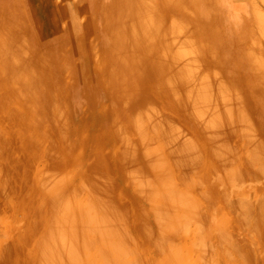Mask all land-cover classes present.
I'll return each instance as SVG.
<instances>
[{
    "label": "rangeland",
    "instance_id": "rangeland-1",
    "mask_svg": "<svg viewBox=\"0 0 264 264\" xmlns=\"http://www.w3.org/2000/svg\"><path fill=\"white\" fill-rule=\"evenodd\" d=\"M184 1L0 0V264H94L100 253V264H126V250L129 264H264V0H201L192 14ZM179 18L220 54L203 41L197 58L200 29L179 46L196 29ZM189 47L202 68L187 55L189 68L172 63ZM173 69L221 88L207 81L208 98L184 100L202 80L175 84Z\"/></svg>",
    "mask_w": 264,
    "mask_h": 264
},
{
    "label": "bare ground",
    "instance_id": "bare-ground-1",
    "mask_svg": "<svg viewBox=\"0 0 264 264\" xmlns=\"http://www.w3.org/2000/svg\"><path fill=\"white\" fill-rule=\"evenodd\" d=\"M166 1H167V2H168V1H169V2L173 1V2H174V0H171V1H170V0H166ZM178 1L180 2V0H178ZM181 1H182V0H181ZM183 1H184V0H183ZM186 1H187V0H186ZM188 1H189V4H188L187 8L190 7V12H191V14H192V12H195V11L199 10V8H200L199 3H200L201 0H188ZM208 1H210V0H207V2H206V0H205L206 4L209 3ZM175 3H177V5H178L177 0H175ZM181 3H182V2H181ZM181 3H179V4H181ZM183 3H186V2L184 1ZM183 3H182V4H183ZM207 5H208V4H207ZM175 6H176V5H175ZM181 6H183V5H181ZM184 6H185V5H184ZM182 9H183V8L181 7V10H182ZM257 9H258V8H257ZM183 10H184V9H183ZM213 10H214V8H213ZM253 10H254V7H253ZM184 11H185V10H184ZM185 12H186V11H185ZM190 12H188V14H189ZM262 12H263V11H262ZM254 13H255V12H254ZM257 13H258V12H257ZM152 14H153V13H152ZM188 14H187V15H188ZM194 14H197V13H194ZM260 14H261V13H260ZM141 16H143V15H139L138 19L141 20V18H142ZM144 16H145L146 18H148L146 15H144ZM163 16L165 17V15H160V18L162 17V20L165 21V19H163V18H164ZM174 16H176V15H174ZM189 16H190V15H189ZM198 16H199V15H198ZM198 16H197V17H198ZM155 17H157V16H154V18H155ZM190 17H191V16H190ZM194 17H195V15H194ZM194 17L192 16L193 19H195V20H197V22H199V19H197L196 17L194 18ZM257 17H258V15H257ZM158 18H159V17H158ZM158 18H157V19L155 18V20H156V21H159V23H160V20H161V19H158ZM175 18H176V20H177L178 17H175ZM198 18H199V17H198ZM262 18H263V17H262ZM144 19H145V18H144ZM170 19H171V18H170ZM179 19H182V21L186 22V24H188V23H192V21H194V22L192 23V25L195 24V28H196V26H198V24H199V23L196 24V23H195V20H193V19H192L191 22H188V21L183 20L184 18H179ZM263 19H264V18H263ZM263 19L260 20V21H263ZM152 20H153V19H152ZM162 20H161V22H162ZM168 20H169V18H168ZM143 21H145V20H143ZM143 21H142V22H143ZM156 21H152V22H154V24H155V23H157ZM164 21L161 23V26L158 25L159 23H158V24H155L156 26H155L154 24H152L153 26H155V27H154V28H155V31H156V29H157L158 26H159L160 28H161L163 25H164V27L167 26V25L163 24ZM169 21H170V20H169ZM169 21H168V22H169ZM136 22H137V21H134V23H136ZM148 22H151V21H149V19H148ZM184 22H183V23H184ZM263 23H264V22H263ZM139 24H140V21H139L138 25H139ZM166 24H167V23H166ZM254 24H255V23H254ZM256 24H257V23H256ZM141 25H142V24H140V26H141ZM143 25H144V24H143ZM152 25H151V27H152ZM188 25H189V24H188ZM182 26H183V24L181 25V28H182ZM172 27H173V26H172ZM172 27H170V28H172ZM183 27H185V25H184ZM190 27L192 28L191 30L189 29L188 26H186V28H185V29H186V32H185V30H184V31L182 30L183 33H184V34L182 33V35H185V33H186V35L188 36L189 32H191L190 35L195 34L194 36H197L196 33H198V30L200 29V30H199V36H198V38L194 37V40L197 39V40H195V41H197V42L193 41L194 43L192 42L193 44H191V41H190V40H193V39H190V40H189V38L192 37L193 35H192V36H189V37H187V36L185 35V37L188 38V39L185 38L186 40L183 38L182 35H180V36H182L181 39H183V40L180 39L181 41H183V45H180V43H179L178 45L184 47V46H185V42H184V41L189 40L190 43L187 42V43H186V44H187L186 47H187V46H190V44H191V47H192V45H194V47H192V50H194V49H195V51L198 50L196 53H200V55L198 54L199 57H197V56H196L197 54L195 55V51H190V50H191V47H189V48H190L189 50H188V49L184 50L183 48L178 49V51L181 50V51H179V53L175 52V51H176L175 49H172L170 52H168V56L170 55V53H172V52L174 53V52H175V54L177 55V59L174 58V60H173V58L171 59V58L169 57L170 60H171V62H172V60L174 61V62H172L174 65H178L180 59H183V57H184V59H185V57L188 56V58H191V59H190L191 61H190L189 59H187V58H186V59H187L188 61L191 62V65H190V63H188V64H189L190 68H193V67H192V64L195 62L194 60L196 59V58H195V59H193V58H194V57H197V58L199 59L200 56L202 55L201 58H200L201 61H202V60L204 59V58H203V57H204V56H203V55H204L203 53H206V52H204V50H203V52H201L203 48H202V46H200V45H204V43H206V45H208V44L210 43V44L208 45V47L210 48V45L213 44V43H212L211 41H209V40H208L209 43H208L207 40H205V39L201 41V39L199 38L200 36H202V32L200 33L201 28H199V29H198V28L194 29L193 26H190ZM253 27H255V26L253 25ZM145 28H146V29H145ZM160 28H159V29H160ZM165 28H166V27H165ZM165 28L163 29V27H162L161 33L159 32V29H157V32H158V33L156 32L157 36L159 35V37H160V36L162 35L163 31L165 32V34L163 33V36H161V37L164 38V37H165L164 35H169L168 33L166 34V31H168L169 28L167 27V30H165ZM173 28H174V27H173ZM181 28H180L179 30H181ZM141 29H142V28H141ZM152 29H153V28H152ZM182 29H183V28H182ZM188 29H189V30H188ZM193 29H194V30H193ZM257 29H258V28H257ZM138 30H140V29H138ZM138 30H137V31H138ZM170 30H171V29H170ZM174 30H176V29H174ZM174 30H173V31H174ZM140 31H143V34H146L147 37H148L149 35L151 36V33H152V31H154V30L151 31L150 28L147 29V26H143V30H140ZM155 31H154V32H155ZM173 31H172V32H173ZM188 31H189V32H188ZM196 31H197V32H196ZM170 32H171V31H170ZM175 32H177V31H175ZM138 33H141V32L138 31ZM180 33H181V31H180ZM160 34H161V35H160ZM170 34H172V33H170ZM200 34H201V35H200ZM170 36H171V35H170ZM172 36H173V35H172ZM212 36H213V35H212ZM143 37H144V35H143ZM152 37H153V36H152ZM173 37H174V36H173ZM155 38H156V36H155ZM178 38H180V37H178ZM192 38H193V37H192ZM144 39L149 40V38H145V37H144ZM153 39H154V37H153ZM198 39H200L199 41H201V44L198 42ZM202 39H203V38H202ZM147 40H145V42H144V44H145V45H144L145 48H148L147 45L150 46V44L146 43ZM155 40H156V39H155ZM155 40H154V41H155ZM143 41H144V40H143ZM150 41H151V40H150ZM154 41H152V42H154ZM157 41H158V42L155 41V42H156V44H155L156 47L159 46V43H160L159 40H157ZM168 41H169V40H168ZM170 41H171V40H170ZM170 41H169V42H170ZM172 41H173V43H171V44H173V45H172V48H173V46H174V47H177V46H178L177 43H178L179 41L176 42L175 39H173ZM174 41H175L176 43H175ZM203 41H204V43H203ZM205 41H206V42H205ZM157 43H158V44H157ZM167 43H168V42H167ZM197 43H198V45H197L198 47L195 45V44H197ZM207 43H208V44H207ZM146 44H147V45H146ZM160 44H162V42H161ZM171 44H170V45H171ZM174 44H176L177 46H175ZM181 44H182V43H181ZM162 45H163V44H162ZM254 45H255V42H254ZM153 46H154V44H153ZM153 46L149 47V48H151V49H149V50L146 49V50H148L149 52H151V51H156L157 48H153ZM164 46L167 47V45H164ZM179 46H178V48H179ZM195 46H196V48H195ZM199 46H200V52H199ZM204 46H205V45H204ZM213 46H214V45H212L211 48H210V49L208 50V52H207L209 55H211L213 51H214V52L216 51L215 47H213ZM206 47H207V46H206ZM206 47L204 48L205 51H206V49H208V48H206ZM162 48H163V46H162ZM162 48L160 47L159 49H162ZM197 48H198V49H197ZM213 48H214V49H213ZM153 49H154V50H153ZM159 49H158V50H159ZM168 49H169V48H168ZM211 49H213V51H212ZM158 50H157V51H158ZM169 50H170V49H169ZM182 50L185 51L184 53H186V51H190V53H193V52H194V54H190V53H189V54H188V53L184 54V53H182ZM241 50H242V49H241ZM160 51H161V50H160ZM210 51H212V52H210ZM219 51H220V50H217L216 53H217V52L219 53ZM248 51H250V49H249ZM214 52H213V53H214ZM246 52H247V48H246ZM151 53H152L151 55H150V53H149L150 56L153 55V52H151ZM158 53L160 54V52H158ZM158 53L156 52V58H158V56H159ZM241 53H242V51H241ZM250 53H251V51H250ZM154 54H155V53H154ZM157 54H158V56H157ZM219 54H220V53H219ZM184 55H185V56H184ZM186 55H187V56H186ZM190 55H191V57H189ZM241 55H242V54H241ZM247 55L249 56L250 54L247 53ZM168 56H167V57H168ZM219 56H220V55H218V57H217L216 60L219 59ZM162 57H163V55L161 54V57H160V58H161V61H162L163 59L169 61V58L167 59V57H165V56H164L163 58H162ZM171 57H173L172 54H171ZM174 57H175V56H174ZM192 57H193V58H192ZM252 57H253V56H252ZM252 57H251V58H252ZM165 58H166V59H165ZM220 58H221V57H220ZM248 58H250V56H249ZM251 58H250V60H251ZM209 59H210V58H209ZM221 59H222V58H221ZM221 59H220V60H221ZM175 60H176V62H177L178 60H179V61L176 63ZM161 61H159V62H161ZM181 61H182V60H181ZM188 61H187V62H188ZM193 61H194V62H193ZM205 61H206V60H205ZM209 61H210V60H209ZM212 61H213V60H212ZM252 61H253V59H252L250 62H252ZM154 62H155V64H156V62H157V64H158V61H156V59H155ZM171 62H170V63L168 62V63H169V66H170ZM185 62H186V61H185ZM185 62L183 61L181 64H179V65H178L179 68H180L182 65L186 66L187 63H185ZM196 62H197V60H196ZM196 62H195V63H196ZM219 62H220V61H219ZM166 63H167V62H166ZM183 63H185V64H183ZM195 63H194V64H195ZM197 63L199 64V62H197ZM205 63H206V62H205ZM208 63H209V62H208ZM214 63H215V62H214ZM216 63H217V62H216ZM221 63H222V62H221ZM159 64H160V63H159ZM164 64H165V62H164ZM194 64H193V66H194ZM198 64H195V65H196L197 67H199ZM210 64H211V63H210ZM252 64H254V66L256 65V64L253 63V62H252ZM162 65H163V63H162ZM171 65H172V64H171ZM199 65L201 66L202 63L199 64ZM222 65H223V64H222ZM187 66H188V65H187ZM189 66H188V68H189ZM196 66H194V68H195ZM213 66H214V65H213ZM217 66H218V65H217ZM157 67H158V66H157ZM165 67H168V65H167V66H163V68L160 67V68H158V69L161 70V68L164 69ZM172 67H173V66H172ZM197 67L195 68V70L198 69ZM202 67H203V66H201V68H202ZM257 67H258V66H257ZM174 68H175V66H174ZM179 68L176 67L175 69H179ZM181 68H182V67H181ZM201 68H199V69H201ZM213 68H215V66H214ZM218 68H219V67H218ZM222 68H223V67H222ZM167 69H169V67H168ZM171 69H172V68H171ZM171 69H169V70H171ZM211 69H212V68L209 69V72H211V71H210ZM180 70H181V69H180ZM188 70H190V69H187L186 71H188ZM195 70H193V71H195ZM207 70H208V69H207ZM207 70H206V71H207ZM216 70L219 71V69H216V68H215V69H213V71H215V73L212 72V74H214L215 76L212 75L211 73H209V72L207 71L210 75H212L213 80L217 79L219 76L222 75V72H220V71L217 72ZM255 70H257V69H255ZM164 71H165V70H164ZM176 71H177V70H174V69H173V71H171L172 74L169 73V74H171V76H170L171 78L174 77V76H172L173 74L177 73V79L175 78V80H174V81H175V84L177 83V80H179V77H180V75L178 76V74H180V73H179V72H176ZM190 71H191V70H190ZM260 71H261V70H260ZM165 72L168 73V70H166ZM174 72H175V73H174ZM182 72H184V74H182L183 76H185V74H186V78L188 77V78L190 79V77H189V73L187 74L185 71H182ZM216 72H217V73H216ZM163 73H164V72H162V74H163ZM167 73H164L163 75H167V76H168ZM191 73H192V71H191ZM191 73H190V74H191ZM203 73H204V72H203ZM218 73H220V74H218ZM257 73H258V72H257ZM257 73H256V74H257ZM259 73H260V72H259ZM261 73H262V72H261ZM263 73H264V72H263ZM162 74H161V75H162ZM204 74H205V73H204ZM200 75H202V74H200ZM257 75H258V74H257ZM183 76H182V77H183ZM217 76H218V77H217ZM182 77H180V78H182ZM195 77H196V76H194L192 79H194ZM198 77H200V76H198ZM202 77H203V75H202ZM204 77H206V75H205ZM204 77H203V78H204ZM212 77H211V78H212ZM216 77H217V78H216ZM222 77L225 78L224 76H222ZM222 77H221V78H222ZM226 77H227V76H226ZM186 78H185V79H186ZM188 78H187V79H188ZM207 78H208V77L205 78V79H206V82H207V81H208V82L210 81V82H209V84H210V83L212 82V80H210L209 78L207 79ZM252 78H253V77H252ZM163 79H164V78H163ZM172 79H174V78H172ZM187 79L184 80V79L182 78V81L184 80L185 82H187V81L189 80V79H188V80H187ZM192 79H190L189 81H190V82L192 81L194 84L196 83L195 80H198V79H194V81H193ZM200 80H202V79L200 78L198 81H200ZM203 80H204V79H203ZM203 80L201 81L202 84H200V82H198V84H195L196 87H193V86H192V87H193L192 90H194V92H193V91L191 92V94L193 95V96L191 95V97H193V98L189 97L188 93H187L186 95L184 94V95L182 96V94H181L180 92L182 91V93H184V90H183V89H182L181 91H179V92H176V93H175V96H176V94H178V95L181 94V95H180V96H181L180 98H183V97L185 96V97L183 98L184 100H186V98H187V101H189V100L192 99L191 101L193 102V101H194V98H195L194 95H195L196 93H198L199 90H200V92H201V93L199 92V95H201L202 93H204L203 90H205V87H206V89L209 88V86H208L209 84H208V83L206 84L205 81H204L205 84H203ZM219 80H220V78H219ZM227 80H229V79H227ZM189 81H188V82H189ZM217 81H218V80H217ZM221 81H223V79H221ZM229 81H230V80H229ZM232 81L234 82V80H232ZM257 81H259V80H257ZM162 82H163V83H165V82H168V83H169V81H165V82H164L163 80H162ZM179 82H181V80H180ZM218 82H219V81H218ZM262 82H263V81H262ZM221 83H222V82H221ZM221 83H219V84L216 85L215 87H216V88L218 87V89L221 88V87L219 86V85H221ZM229 83H230V82H229ZM229 83H228V84H229ZM257 83H258V82H257ZM166 84H167V83H166ZM172 84H173V83H172ZM175 84L170 85V83H169L168 86H170V88H172L173 86H175ZM215 84H216V83L213 81V83L210 84V85H213V88H215V87H214ZM233 84H234V83H233ZM233 84H232V82H231V85H230V86H232V87L235 86L236 88H238L237 85H236V82H235L234 85H233ZM199 85H201V86L203 85V86H204V89H203V88H200ZM225 85H227V84L225 83ZM255 85H256V84H255ZM261 85H263V84H261ZM203 86H202V87H203ZM257 86H258V85H257ZM197 87H199V88H197ZM173 88H175V87H173ZM189 88H190V87H189ZM201 89H203V90H201ZM209 89H210V88H209ZM260 89H262V88H260ZM263 89H264V88H263ZM179 90H180V89H179ZM195 90H197V92H196ZM241 90H243V89H241ZM261 91H263V90H261ZM262 93H263V92H262ZM221 94H222V93H221ZM233 94H234V93H233ZM235 94H236V93H235ZM187 95H188V96H187ZM203 95L206 97L205 94H203ZM203 95H201V96L203 97ZM224 96H225V95H224ZM237 96H238V95H237ZM243 96H245V95H243ZM188 97H189V98H188ZM178 98H179V97H178ZM200 98H201V97H200ZM206 98H208V96H207ZM241 98H242V96H241ZM203 99H205V98H203ZM244 99H245V98H244ZM205 100H207V99H205ZM214 100H215V99H214ZM233 101H234V99H233ZM147 102H148V100H147ZM200 102H201V101H200ZM204 102H205V101H204ZM206 102H207V101H206ZM214 102H215V101H214ZM218 102H219V100H218ZM236 102H238V101H236ZM196 103H197V102H196ZM208 103H209V102H208ZM220 103H221V102H220ZM232 103H234V107L240 108V107H238V105L240 106V104L236 105L237 103H235V102H232ZM239 103H240V102H239ZM147 104H148V103H147ZM243 104H244V103H243ZM245 104H246V102H245ZM138 105H139V104H138ZM138 105H137V106H138ZM224 105H225V104H224ZM235 105H236V106H235ZM202 106H203V105H202ZM207 106H208V105H207ZM244 106H245V107L241 106L242 109L246 108V105H244ZM138 107H139V112H142V117H146V116L144 115V111H142V107H140V106H138ZM228 107H229V106H228ZM136 108H137V107H136ZM145 108H146V105H145V107L143 108V110H145ZM134 109H135V107H134ZM140 109H141V110H140ZM217 109H218V108H217ZM228 109H229V108H228ZM234 109H235V108H234ZM249 109H250V108H249ZM147 110H150V111H151V109H147ZM147 110H146V111H147ZM232 110H233V109H232ZM189 111H190V110H189ZM219 111H220V110H219ZM234 111H235V110H234ZM216 112H217V111H216ZM228 112H230V111H228ZM239 112L241 113V111H239ZM239 112L237 111L238 115H239ZM150 113H151V112H150ZM150 113H148V114H150ZM218 113H219V112H218ZM145 114H147V113H145ZM201 114H202V113H201ZM211 114H213V113L211 112ZM255 114H257V113H255ZM131 115H135V114L133 113V114H131ZM131 115H130V118H131ZM136 115H138L137 112H136ZM202 115H203V114H202ZM206 115H207V114H206ZM140 116H141V114H140ZM140 116H139V117H140ZM155 116H156V115H155ZM208 116H209V115H208ZM236 116H237V115H236ZM11 117H12V116H11ZM15 117H16V116H15ZM132 117H133V118H136L135 116H132ZM142 117H140V118H141L140 120H144V119H142ZM148 117H149V115L147 116V119H148ZM201 117H202V116H201ZM215 117H216V116H215ZM248 118H249V117H248ZM131 119H132V118H131ZM216 119H217V118H216ZM228 119H230V117H229ZM228 119L226 118V120H228ZM235 119H236V118H235ZM132 120H133V119H132ZM137 120H138V119H137ZM205 120H206V119H205ZM214 120H215V119H214ZM221 120H222V119H221V117H220V120H218V121L220 122ZM8 121H10V120H8ZM138 121H139V120H138ZM145 121H147V120H145ZM168 121H169V120H168ZM230 121H231V120H228V122H225V124H226V123H229ZM241 121H242V120H241ZM250 121H251V120H250ZM132 123H133V121H132ZM135 123H137V122L135 121ZM139 123H140V122H139ZM221 123H222V122H221ZM237 123H238V122H237ZM243 123H244V121H242V124H243ZM251 123H252V121H251ZM258 123H259V122H258ZM203 124H204V123H203ZM203 124H202V125H203ZM214 124H215V123H214ZM242 124H240V122H239V124H238L239 127H240ZM253 124H254V122H253ZM198 125H199V124H198ZM227 125H230V124H227ZM243 125H245V124H243ZM243 125H242V126H243ZM121 126H122V125H120V124H119V127L116 126V127H117V130H116V131L114 130V131H115V132H118L119 129L121 128ZM139 126H140V125H139ZM142 126H145L144 123H143ZM230 126H231V125H230ZM122 127H124V126H122ZM135 127H136V126H135ZM184 127H185V126H184ZM202 127H203V126H202ZM202 127H201V125H200L199 128L202 129ZM228 127H229V126H228ZM231 127H232V126H231ZM231 127H230V128H231ZM252 127H253V126H252ZM180 128H181V127H180ZM123 129H124V128H123ZM136 129H138V127H137ZM140 129H143V127H141ZM203 129L206 130V129H208V128H205V127H204ZM227 129H228V128H227ZM146 130H147V129H146ZM146 130H145V131H146ZM185 130H186V129H185ZM211 130H212V129H211ZM236 130H237V129H236ZM122 131L125 133L126 130H122ZM122 131H121V129H120V131L118 132V134H119V133H120V134H123ZM206 131H207V130H206ZM206 131H205V133H208V132H209V129H208L207 132H206ZM213 131H214V130H213ZM216 131H217V130H216ZM230 131H231V130H230ZM141 132H142V131H141ZM183 132H184V131H183ZM0 133H1V132H0ZM186 133H187V132H186ZM244 133H245V132H244ZM118 134L116 133V135H118ZM120 134H119V135H120ZM143 134H144V133H143ZM146 134H147V133H146ZM172 134H174V133H170V135H169V133H166L165 135H166V136H170L169 138H171V141L173 140L172 142H176L175 139H174L175 137H174V135H172ZM215 134H216V133H215ZM226 134H227V133H226ZM229 134H230V133H229ZM255 134H256V133H255ZM205 135H206V134H205ZM242 135H243V133H242ZM257 135H258V134H257ZM1 136H2V135H1ZM175 136H177V135H175ZM208 136H210V135H208ZM216 136H217V135H216ZM225 136H226V135H225ZM116 137H119V136H116ZM173 137H174V138H173ZM255 137H256V136H255ZM4 138H5V137H4ZM119 138H120V137H119ZM208 138H209V137H208ZM236 138H237V137H236ZM252 138H254V137H252ZM258 138H259V135H258ZM237 139H238V138H237ZM245 139H246V138H245ZM259 139H260V140H259L260 142H261V140H262V141L264 140L263 138H262V139L259 138ZM229 140H230V139H229ZM254 140H255V141H254ZM254 140L252 139V141H254V142L258 141V140H256V139H254ZM208 141H209V140H208ZM210 141H211V140H210ZM120 142H121V141H120ZM183 142H184V141H183ZM248 142H250V141H248ZM254 142H253V143H254ZM260 142H259V143H260ZM166 143H167V141H166ZM261 143H262V142H261ZM5 144H6V143H5ZM181 144H182V143H181ZM188 144H189V142H188ZM192 144H193V143H192ZM195 144H196V143H195ZM209 144H210V143H209ZM222 144H223V143H222ZM242 144H243V143H242ZM182 145H183V144H182ZM182 145H181V146H178V147H180L179 149H182V148H183V150H184L183 153L186 152V151H185L186 149L189 150V148H190L191 146H193V145L189 144V145H191V146H189V145L185 146V145H184V147H182ZM197 145L199 146V144H197ZM262 145H264V143H263ZM217 146H219V145H217ZM186 147H187V148H186ZM215 147H216V146H215ZM198 148H199V147H198ZM220 148H221V147H220ZM229 148H230V146H229ZM229 148H227V149L229 150ZM232 149H233V148H232ZM176 150H178V149H176ZM213 150H214V148H213ZM181 151H182V150H181ZM233 151H234V149H233ZM248 151H249V150H248ZM221 152H222V151H221ZM223 152H224V149H223ZM231 152H232V151H231ZM231 152H230V153H231ZM160 153H161V152H160ZM177 153H178V152H177ZM225 153H226V150H225ZM234 153H235V152H232V154H230V155H233L231 158L234 157V155H235ZM19 154H20V153H19ZM171 154H172V153H171ZM178 154H179V153H178ZM183 155H185V153H184ZM248 155H249V154H248ZM123 156H124V155H123ZM127 156H130V155L128 154ZM127 156H126V157H127ZM177 156H178V155H177ZM177 156H176V159H177ZM180 156H181V155H180ZM180 156H179V157H180ZM223 156H224V155H223ZM227 156L229 157V153H228V154H225L224 157H226V159H227V158H228ZM124 157H125V156H124ZM183 157H184V156H183ZM185 157H186V156H185ZM173 158H174V157H173ZM184 159H185V158H184ZM127 160H129V158H127ZM178 160H179V159H178ZM220 160H221V158H220ZM44 161H45V160H44ZM182 161H183V160H182ZM221 161H222L223 164L226 163L225 160H223V158H222ZM221 161H220V162H221ZM179 163H180V162H179ZM185 165H190V163H189V164H185ZM168 167H169V166H168ZM179 167H180V166H179ZM186 167H187V166H186ZM183 168H184V167H183ZM209 168H210V167H209ZM181 169H182V168H181ZM227 170H228V169H227ZM182 172H183V170H182ZM187 172H188V171H187ZM218 172H219V171H218ZM177 174H179V173H177ZM171 175H172V174H171ZM181 175H182V174H181ZM183 175H184V174H183ZM183 175H182V176H183ZM217 175H218V174H217ZM220 175H221V174H220ZM237 175H238V174H237ZM177 176H179V175H177ZM212 177H213V176H212ZM221 177H222V176H221ZM214 178H215V177H214ZM217 181H218V180H217ZM193 182H194V181H193ZM226 182H227V181H226ZM241 182H242V181H241ZM212 183H213V182H212ZM243 183H244V182H243ZM171 185H172V184H171ZM236 185H237V184H236ZM239 185H240V184H239ZM172 186H173V185H172ZM204 186H205V185H204ZM218 186H219V185H218ZM168 187H169V186H168ZM224 187H225V186H224ZM169 189H170V188H169ZM225 189H226V188H225ZM171 190H172V189H171ZM241 190H242V189H241ZM261 193H262V192H261ZM176 195H177V194H176ZM238 195H240V194H238ZM259 196H260V195H259ZM189 197H190V196H189ZM235 197H236V196H235ZM252 197H253V196H252ZM182 198H183V197H182ZM260 198H262V197H260ZM260 198H259V199H260ZM260 200H261V199H260ZM105 201H107V203L109 202L108 199H106ZM240 202H241V201H240ZM240 202H239V203H240ZM245 203H246V202H245ZM247 204H248V203H247ZM262 204H263V202H262ZM243 205H244V204H243ZM251 205H252V204H251ZM9 206H10V204H9ZM233 206H234V205H233ZM249 206H250V205H249ZM259 206H260V204H259ZM261 206H262V205H261ZM261 206H260V207H261ZM238 207H239V206H238ZM252 207H253V206H252ZM232 208H233V207H232ZM242 208H243V206H242ZM249 208H250V207H248V209H247V212H248V213L251 212L252 209H253V208H251V210H249ZM258 208H259V207H258ZM230 209H231V208H230ZM242 210H244V209H242ZM261 210H262V209H261ZM247 212H246V214H247V215H250V214H248ZM7 213H8V212H7ZM237 213H238V212H237ZM235 216H237V215H235ZM253 216H254V215H253ZM256 216H257V215H256ZM258 216H259V217L261 216V217L259 218V219H260L259 221L262 223V222H263V221H262V218H263V220H264V217H263V216H264V213L261 214V215L259 214ZM22 217H23V216H22ZM256 218L258 219V217H256ZM19 219H20V218H19ZM257 219H256V220H257ZM20 221H21V220H20ZM236 221H237V219H236ZM240 221H241V220H240ZM248 221H249V220H248ZM259 221H258V222H259ZM18 222H19V220H18ZM258 222H257V223H258ZM251 223H252V222H251ZM248 224H249V223H248ZM19 225H20V224H19ZM67 226H68V225H67ZM255 226H256V224H255ZM10 227H11V226H10ZM207 227H208V226H207ZM244 227H245V226H244ZM258 227H260V226H258ZM262 227H263V226H262ZM246 229H247V228H246ZM71 230H72V229H71ZM69 231H70V230H69ZM73 231H74V230H72V232H71V231L68 232V233H70V234H69V237H70L71 239H73L72 237L75 235V232H76V231H74V233H73ZM218 231H219V230H218ZM243 231H244V230H243ZM202 232H203V231H202ZM241 232H242V231H241ZM149 233H150V232H149ZM205 234H206V233H205ZM70 235H71L72 237H71ZM243 236H244V235H243ZM243 236H242V237H243ZM260 236H261V235H260ZM199 237H200V236H199ZM211 239H212V238H211ZM219 239H220V238H219ZM75 240L77 241V238H75ZM75 240H74V241H75ZM76 241H75V242H76ZM220 241H221V239H220ZM76 243H77V242H76ZM78 243H79V242H78ZM78 243H77V245H78ZM102 243H103V242H102ZM201 243H202V242H201ZM244 243H245V242H244ZM246 244H247V243H246ZM77 245H76V247H77ZM239 245H241V244H239ZM255 245H256V244H255ZM9 246H10V245H9ZM102 246H104V245H102ZM217 246H218V245H217ZM252 246H253V245H252ZM96 247H98V246H96ZM208 248H209V247H208ZM8 249H9V248H8ZM104 249H106V250H105L103 253H105V252H107V251H109V250H110L109 253H113V254H115V252H116V248L113 247V246H111V247L108 246L107 248L104 246ZM107 249H108V250H107ZM124 249H126V248H124ZM6 250H7V249H6ZM233 250H234V248H233ZM233 250H232L231 252H233ZM8 251H9V250H8ZM102 251H103V250H102ZM241 251H243V250H241ZM241 251H240V252H241ZM249 252H250V251H249ZM249 252H247L248 255H249ZM96 253H97V252H96ZM96 253H95V254H96ZM119 253H120V252H119ZM122 253H123V255H122ZM122 253H121V256H122L121 259L127 261L126 264H129V263H128V261H129V259H128L129 251L126 250V252L123 251ZM245 253H246L245 251H244V252H241V254H243V255H245ZM253 253H254V252H252V251L250 252V257H253L254 259H253V258H251V259L255 260V256H254L255 253H254V254H253ZM262 253H263V252H262ZM98 254H99V253H98ZM105 254H106V253H105ZM130 254H131V253H130ZM147 254H149V253H147ZM232 254H233V253H232ZM251 254H253V255L251 256ZM259 254H260V253H259ZM100 255H101V253L99 254V256L94 255V258H92L91 261H95L94 264H100L101 261L99 262V260H98V261L96 262V260L98 259V257H100ZM134 255H135V254H134ZM246 255H247V254H246ZM109 256H110V255H109ZM111 256H112V255H111ZM114 256H116V254H115ZM114 256H112V258H113ZM137 256H138V255H137ZM149 256H150V255H149ZM116 257H117V256H116ZM119 257H120V256H119ZM130 257L132 258V256H130ZM247 257H248V256H247ZM258 257H259V256H258ZM131 258H130V259H131ZM172 258H174V257H172ZM244 258H245V257H244ZM248 258H249V257H248ZM0 259H1V258H0ZM2 259H3V258H2ZM5 259H6V257H5ZM115 259H116V258H115ZM118 259H119V258H118ZM141 259H142V258H141ZM176 259H177V258H176ZM176 259H175V260H176ZM256 259H257V258H256ZM119 260H120V259H119ZM159 260H160V259H159ZM161 260H162V259H161ZM3 261H4V259H3ZM117 261H118V260H117ZM171 261H172V260H171ZM198 261H199V260H197L196 262H198ZM227 261H228V260H227ZM231 261H232V260H231ZM0 262H1V261H0ZM98 262H99V263H98ZM115 262H116V261H115ZM129 262H130V261H129ZM160 262H161V261H160ZM190 262H191V261H190ZM228 262H229V261H228ZM106 263H108V262H106ZM112 263H113V261H112ZM199 263H200V262H199ZM257 263H258V262H257ZM113 264H114V263H113ZM130 264H132V262H131ZM133 264H134V263H133ZM235 264H236V263H235Z\"/></svg>",
    "mask_w": 264,
    "mask_h": 264
}]
</instances>
